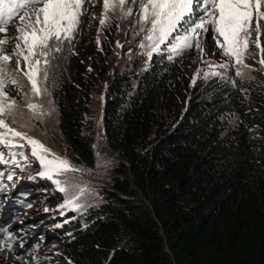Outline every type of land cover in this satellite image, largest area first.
<instances>
[{"label":"trees","instance_id":"1","mask_svg":"<svg viewBox=\"0 0 264 264\" xmlns=\"http://www.w3.org/2000/svg\"><path fill=\"white\" fill-rule=\"evenodd\" d=\"M90 23L52 43L47 89L59 139L94 165L88 120L105 79L103 136L119 159L96 205L57 218L61 264H264L262 83L194 80L192 47L113 69L116 33L98 46ZM47 193L44 205L60 201Z\"/></svg>","mask_w":264,"mask_h":264},{"label":"rangeland","instance_id":"2","mask_svg":"<svg viewBox=\"0 0 264 264\" xmlns=\"http://www.w3.org/2000/svg\"><path fill=\"white\" fill-rule=\"evenodd\" d=\"M127 7L133 8L132 15L123 17L122 10L117 8L107 13L108 20L101 25L103 0H89L83 6L82 16L90 19L89 27L96 41H99L98 46L104 44L103 41L107 40L109 33L111 35L116 33V50L110 59V66L113 69H122L135 61L136 63L148 62L153 54L171 50L172 44L175 43L174 38L182 36L190 22L197 20L202 14L203 4L202 0H193L192 12L185 17L172 36L160 45L159 50L152 52L151 57L148 55L151 51V43L145 40V33L141 32L142 27L148 28L150 25H145L142 21L137 23L139 5H125V8ZM31 10V8H25L14 14V18L6 26V31L0 33V39L7 41L0 45V55L11 57L7 63L0 61V68L7 72L5 91L8 99L15 101V106L0 116V119H4L9 127L40 141L52 153L66 159L75 170L54 175L53 179L60 181L58 187L53 183V179L41 177L38 174L42 171V167L39 161L31 156V148L26 141L15 138L16 144L24 145L22 148L8 149L0 146V151L5 154L6 159L11 160L9 152H22L27 157V159L20 155L15 157L20 167H17L16 163L0 164V172H3V176H0V264H61V261H66L68 256L58 249L60 244H63L62 241H66L67 235L63 236L59 231V225L55 224L60 221L57 218L71 214V216L81 215L87 207L96 205L101 199L100 189L110 184L119 159L118 155L107 147L103 136L105 79L99 80L94 88L92 112L88 120L90 126L88 130L92 135L96 154L94 165L84 164L73 158L59 139L57 111L47 89V78L45 79L43 74L48 64H41L42 72L39 77L41 94L39 96L32 94L31 84L24 75L27 71L25 62L15 55L17 44L21 45V49L24 48L22 41L16 38L21 35L17 29L25 27L20 17ZM214 37L215 33L200 31L199 43L202 51L195 47L196 41H193L192 48L195 49L198 60V70L194 80L211 77L222 79L232 71L240 79L256 80L264 86V65L259 62L261 54L254 43L249 46L244 65H238L234 60L230 61L222 54L223 50L218 46ZM252 39L255 40V34ZM53 42L55 41L50 43ZM118 44L120 46H117ZM261 45L264 46V36H261ZM18 59H20L19 68L17 67ZM226 62L228 63L227 68L218 67ZM238 71L240 75H237ZM206 73L208 75H205ZM13 80L15 83H12ZM30 103L38 105L37 111L34 112L28 108ZM231 120L233 123L235 117L233 116ZM9 173H13L12 180L7 179ZM45 184L46 187L41 188ZM60 187L66 191H60ZM49 189L54 190L60 198V201L54 205L43 204L48 198L46 194L50 195L47 193ZM52 196L50 198L54 199L55 196ZM69 200L72 201L71 204L68 203ZM50 254H57L59 258L48 260L47 256Z\"/></svg>","mask_w":264,"mask_h":264},{"label":"snow or ice","instance_id":"3","mask_svg":"<svg viewBox=\"0 0 264 264\" xmlns=\"http://www.w3.org/2000/svg\"><path fill=\"white\" fill-rule=\"evenodd\" d=\"M86 2L89 0H0V33L6 31V26L14 18V14L25 8L32 9L31 12L20 17L25 27L17 29L21 35L16 38L22 41L24 48L21 49V45L17 44L15 55L25 62L27 71L24 75L31 84L34 96H39L42 91L39 87L41 64L49 63L47 57L53 49V44L50 42H59L55 45V50L59 51V44L74 38ZM128 4L139 5L137 23L142 21L143 24L150 25L148 28L142 27L141 32L145 33V40L151 43V51L148 53L151 57L152 52L158 51L160 45L172 36L185 17L192 12L193 0H103V18L100 24L104 25L108 20L107 13L117 8L122 10L123 17L132 15L133 8H125ZM202 4V14L197 20L190 22L182 36L174 38L175 43L171 47L173 53L178 55L183 50L192 47L194 40L196 41L195 47L200 49V31L211 32L215 33L214 38L218 46L222 48V54L228 60L244 65L249 46L254 43L261 54L259 62L264 65V46L261 45V36H264V0H202ZM253 34H255V40L252 39ZM6 42L0 39V45ZM141 46L144 47V45ZM10 59L9 55H0V61L4 63ZM20 59L17 60L18 68ZM218 67L227 68L228 63L218 65ZM43 74L46 79L47 71L44 70ZM240 74L238 71L237 75ZM6 76L7 72L0 68V116L15 106V101L9 100L5 91ZM12 83L15 81L13 80ZM28 108L35 112L38 105L30 103ZM15 138L26 141V144L30 146L31 156L35 157L42 167V171L38 173L41 177L53 179L54 175L75 170L66 159L52 153L40 141L9 127L4 119H0V146L8 149L24 147L23 144H16ZM17 155L27 159L22 152H9L11 157L9 160L0 151V164L16 163V166L20 167L15 160ZM0 176H3V172H0ZM12 178L13 173H9L7 179L12 180ZM53 183L58 187L60 185L59 180L53 179ZM59 190L66 191L63 187ZM68 203L71 204L72 201L69 200Z\"/></svg>","mask_w":264,"mask_h":264}]
</instances>
